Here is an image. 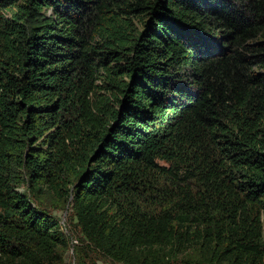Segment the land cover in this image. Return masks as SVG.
I'll use <instances>...</instances> for the list:
<instances>
[{
	"label": "trees",
	"instance_id": "obj_1",
	"mask_svg": "<svg viewBox=\"0 0 264 264\" xmlns=\"http://www.w3.org/2000/svg\"><path fill=\"white\" fill-rule=\"evenodd\" d=\"M69 240L264 264V0H0V264Z\"/></svg>",
	"mask_w": 264,
	"mask_h": 264
},
{
	"label": "rangeland",
	"instance_id": "obj_2",
	"mask_svg": "<svg viewBox=\"0 0 264 264\" xmlns=\"http://www.w3.org/2000/svg\"><path fill=\"white\" fill-rule=\"evenodd\" d=\"M49 14V10L47 12V15ZM259 72V70H256ZM42 204L47 207V209L50 211L51 215L54 216L56 219H58L60 221V224L62 226V231H64V229L68 228L70 229L72 227V219H71V210L68 207V204H65L64 207L62 206L61 208H53L54 206L52 205H58V203L55 201L54 198H43L42 199ZM64 234L66 236H68L70 233H68V230L64 231ZM74 243L75 241H68V248L63 250V263L64 264H74V253H73V249H74ZM93 260L100 262L101 264H104L103 262H105L104 259L99 258V256H92ZM95 262V264L97 263Z\"/></svg>",
	"mask_w": 264,
	"mask_h": 264
},
{
	"label": "built area",
	"instance_id": "obj_3",
	"mask_svg": "<svg viewBox=\"0 0 264 264\" xmlns=\"http://www.w3.org/2000/svg\"><path fill=\"white\" fill-rule=\"evenodd\" d=\"M96 264H101L100 262H97Z\"/></svg>",
	"mask_w": 264,
	"mask_h": 264
}]
</instances>
